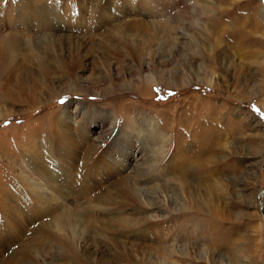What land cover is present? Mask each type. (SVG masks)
Wrapping results in <instances>:
<instances>
[{
  "label": "rangeland",
  "instance_id": "obj_1",
  "mask_svg": "<svg viewBox=\"0 0 264 264\" xmlns=\"http://www.w3.org/2000/svg\"><path fill=\"white\" fill-rule=\"evenodd\" d=\"M41 6L54 7L53 18ZM47 21L66 29L48 30ZM161 22L177 30L169 31L167 43L158 35L141 62L130 60L125 50L117 52L113 35L129 30L133 36H148V29ZM0 34L16 45L12 66H27V54L33 64L37 54L44 58L46 49L37 43L46 45L49 39L44 37L55 36L50 40L58 48L54 59H62L66 68V73L50 70L56 72L55 82L39 86L44 98L38 89L37 100L9 99L7 106L1 105L0 188L8 194H2L7 201H0V229L11 223L25 231L20 238L0 232L1 252L16 257L20 246H32L22 264H163L165 241L172 248L165 256L169 264H264V216L259 208L264 199V0H0ZM189 44L200 51L188 55ZM195 65L211 85L191 75ZM180 69L187 70L188 85L164 84V74ZM47 97V103L37 104ZM59 117L63 122L58 128L72 138L65 147L63 134L57 138L53 133ZM143 120L155 122L174 138L164 158L147 172L146 158L140 160L135 135L129 134ZM122 128L128 142L135 141L128 156L120 149L130 143L118 142ZM33 139L63 158L60 163L43 158L50 180L45 186L38 180L34 193L23 182L32 172L26 145ZM92 144L101 146L96 158L110 155L117 161L112 172L103 168L100 178L82 177L89 173L85 159L93 158L83 146ZM142 172L159 178L136 184ZM125 176L137 185L138 202L118 210L97 204L98 195L118 189ZM37 177L48 179L45 173ZM205 178L215 191L209 205L193 188ZM165 180L169 184L163 187ZM18 189L22 199L12 196ZM192 195L197 197L194 205ZM42 201L47 217L39 218L36 210ZM184 204L189 210H183ZM90 207L104 208L88 211ZM65 212L76 214L80 226L64 238L84 235L88 243L80 246L75 240L67 246L41 236L40 226ZM109 213L118 219L148 220L118 231L105 224Z\"/></svg>",
  "mask_w": 264,
  "mask_h": 264
},
{
  "label": "bare ground",
  "instance_id": "obj_2",
  "mask_svg": "<svg viewBox=\"0 0 264 264\" xmlns=\"http://www.w3.org/2000/svg\"><path fill=\"white\" fill-rule=\"evenodd\" d=\"M41 7H45V11L46 12H50L51 13V18H53L54 13H55V8L54 7H52V6H41ZM56 16H58V14H56ZM58 17L60 19L63 18V16L62 17L58 16ZM35 20L38 21L39 19H35ZM55 20H57V19H55ZM62 20H64V18ZM181 21L183 22V20L178 19L176 22H178L180 24ZM38 22H40V21H38ZM44 24H50V25H48L49 26L48 30L51 29V31H54V32L59 31V30L62 31L64 29H66L65 26H59V22H57V21H52V23L47 21V23H44ZM138 27H140V26H138ZM114 28L116 29L117 27H113V29ZM175 28H173L174 31L177 30ZM148 31H149V35L148 36H145V35L133 36L132 35L133 32L132 31L129 32V30H128L127 33L113 35L118 40L117 43L119 45L118 46L119 48H116L117 52L119 53L121 50L122 51L125 50L123 52L127 53V56L130 58V60H132L134 62H136V61L137 62H141L143 60L144 56L148 53V51L154 46L153 44L156 43L155 40L158 37V35L159 36L161 35V37H162V38L160 37V40L164 38L165 42L167 43L168 39H170V37H169L170 36V32H174V31H170L169 30L167 22H165V23L161 22V24L158 23V25H153V27H150L148 29ZM113 33H115L114 30H113L112 34ZM105 34H107V33H105ZM8 38H10V37H8ZM8 38L6 36L0 34V85L2 86V87H0V93H1L0 95L3 96V97L0 96L1 97L0 98V118L3 116V113H2L3 110H2V106L1 105H4V106L6 105L7 106V104H8L7 100H9V99L14 100V101L22 100V101H27V102L31 101L32 99L37 100L36 91L38 89H39L38 93L40 92L42 94L43 98H44L45 96L43 95V92L40 90L41 88H39V86H41L44 83H46L47 85H48V83L54 84L55 78L53 76L55 75L56 72L53 74V73L50 72V70H53V71L59 70L61 72H65L66 71V68L64 67V63H63L62 59H60L61 61L59 59H57V58L54 59V54L56 53L58 48H56V46L54 47L53 44H50L51 43L50 40H54L56 38L55 36L49 34L46 37H44L46 39H49L48 42L46 43V45H44V44H42L40 42L37 43L38 45L42 46V50L46 49V51L44 52V58H42L41 55L37 54V56H35V60L36 61L33 64V58L28 56L29 54L25 55L27 57H24V61L26 63H28L27 66H25L21 62L16 64V65H14V66L11 65L12 63H14L11 58H13L14 57L13 55H16V53H18V52L15 51L16 50V45H13L12 43H10V39L11 38L10 39H8ZM115 41H114V43H115ZM193 41H195V39ZM106 42H109V40L106 41ZM195 42H197V40ZM117 43H115L116 46H117ZM198 44H200V42ZM192 45L193 44H189L190 48H189V46H187L188 47V52H187L188 55H190V53H191V55L192 54L196 55L198 50L200 49L199 47H198L199 48L198 49L196 46H192ZM201 46L204 47V45H202V44H201ZM204 48L206 49L207 47H204ZM33 49L36 50V48H34V47H33ZM14 51L16 53L13 54V55H10ZM205 51H208V49L205 50ZM118 53H116V54L118 55ZM119 54H121V53H119ZM198 54H200V53H198ZM7 61H8V63H7ZM193 62L196 63L195 61H193ZM184 70H186V69H184ZM189 71H191V72L193 71V73L191 75L197 76V78H201L199 81H201V80L203 81L204 80V82L206 81V83H208L209 85L212 84L211 79H208L207 76L206 77L203 76L202 75V71L203 70L201 68H199V67L197 68L196 65L194 66V68L189 69ZM65 73L64 74L59 73L58 75L60 77L61 76L63 77V75H65ZM186 74H187V70H186V72H181V69H180V71L173 70L169 74H164L163 75L162 78H163V81L165 83L163 81L162 82L164 84H168V85L171 84V85H174L176 87L178 85L183 87V86L188 85V84H186L187 82H186V79H185ZM203 74H204V72H203ZM66 77H68V76H66ZM209 78H211V77H209ZM147 80H148L147 82L149 84L152 83V82L149 81V79H147ZM50 95L52 96V94H50ZM14 96L16 97V100H15V98H13ZM46 99H48V97L43 99L42 102L40 101L37 104H42L43 105V104L47 103L48 100H46ZM6 115H5V117H6ZM62 122H63V118L62 117L56 118L55 123L53 125V133H54V135L57 138L60 137L61 133L63 134L64 143L62 144V146L65 147V146L69 145L70 140H72V138H71V136L68 133H66V132L62 131V129L58 128V124L62 123ZM40 123H41V121H40ZM44 124H45V122H44ZM255 125H257V124H254L253 126H255ZM47 128H50V127L48 126ZM82 134L83 133H80V137L82 138L81 142L85 139L84 137H82ZM106 134H107V136H109L110 132L107 131ZM129 134H134L135 135L134 139L137 142V146L140 147L139 148L140 149V154H139L140 160H142V158H146V161H147L146 166L147 167L143 168V169H145L144 170L145 172H147V170H153V167L156 166L155 164H157L161 158L162 159L164 158L165 154L169 150L170 145H173V141H174V138H172L170 133H167V132H164V131L160 130L157 127V124L155 122H152L151 124H149V123L145 122V120L134 123L133 126H132V129L129 131ZM128 141H129V139H127L126 131L122 128L121 129V135L118 137V142H119V144H123V143L128 142ZM131 142H135V141H131ZM131 142H128L130 144H128L125 148H121L120 149V150L123 149L125 155H127V156L131 153L130 152L131 149L134 148V145H132ZM54 144H55V142H54ZM81 144L83 145V143H81ZM101 144H103V143H101ZM55 145H56V149H57L58 146H57V144H55ZM147 145H148V147L146 148ZM49 146L50 147H54L52 145L51 141H49ZM210 146H211V144H210ZM26 147H27V151L29 152V153H26V154L30 155L29 158H30V161H32L31 163L30 162L28 163V164H31L30 168L32 167V172H30L27 175L23 176V182H24V185L27 188H29L28 189L29 192L31 191L32 193H34L35 190H36L35 186H37L39 184L38 180L39 181H41V180L45 181L42 186L47 185L48 181L50 180V174H47L48 172L45 171L46 166L44 165V161H43L44 159L43 158H48L50 161H55L56 160V163L63 162V158H62V156H58L56 158L55 156H52L51 154H49L50 152H52L51 148H49L45 144V142L44 143L43 142L39 143V139L34 140L32 144L31 143L27 144ZM83 147L87 151L86 152V156L87 157L92 156L93 158L89 159V161H86V159H85V161H84L85 164H83V166H85L84 169H86L89 173L84 174V172H82L84 174V176H82V177L85 178V176H86V178L87 177H91L92 178L95 175V177L100 178L99 176L104 173L103 168L107 172H109V171L112 172L111 170L115 169V167L117 165V161H114V159L110 155L106 156V158L103 157V160H101L100 158L98 159V158L95 157L97 151L101 149V146H96L95 144H92V145H88L87 147H85V146H83ZM40 149H41V151H40ZM43 151L45 152L44 154H43ZM112 152H114V151H112ZM50 166L53 167L54 166V162H52V164ZM84 169H83V171H84ZM116 170L118 171L117 168H116ZM145 172H142L140 175H138V177H137V179L135 181L136 184H140V183H143V182L146 183V182L153 181V180L159 178V175H157V176H151L149 174L146 175ZM41 173H45L47 175L48 179L44 180L43 177H40V178L37 177V175H39ZM114 173H115V171H114ZM90 180H88V181H90ZM167 180H165L163 187H166V184H169V182ZM119 181H120V184H119L118 189H116V190L108 189V190H106L105 193H102V194L98 195L99 197H97L98 200L96 201L97 204L102 205V202H103L105 205H108L109 207L114 208V210L115 209L118 210L122 206L129 205L132 202H134V203L138 202L137 199H136V196L137 195L139 196L140 194L137 191V185L132 183L130 177H126L125 176V177L121 178ZM79 182L75 183V184L77 185V184H79ZM81 182H82V180H81ZM70 183L72 185V182H70ZM88 183H90V182H88ZM182 183L183 182L181 180H179L178 184L182 185ZM85 184H87V183H85ZM82 185H84V184H82ZM81 187L83 188V186H81ZM1 188H4V187L1 185ZM1 188H0V191H1L0 201H7V198L2 196V194H4V193L8 194V192H4V191L2 192ZM193 188H195V190L193 189L194 190V194L198 198H200L201 200H204V202L207 205H209L211 203L212 199H214V195H215L214 192L215 191L213 189V185L207 183V179L206 178L195 181L194 184H193ZM83 190H85V189H83ZM12 193H13L12 196H20V195H22V192L19 189H18V191H14ZM195 195L194 196L193 195L190 196V202L192 203V205H194V202H195V200L197 198ZM12 196H10V197L12 198ZM21 199H22V197H21ZM49 199H54V198L53 197H49ZM139 203H141V205H143L144 207H147V208L148 207H151V208L153 207L152 204L143 203L142 201L141 202L139 201ZM14 206H12V207H14ZM20 206H21V204L19 205V207ZM181 206H183V205H181ZM20 208L22 209V207H20ZM46 208L47 207L45 206V204L42 201L39 204V206H37L36 215L39 216V218H42V214H45L42 211H44ZM103 208L90 207L88 211H103ZM155 208H157L158 210L160 209L159 207H155ZM259 208L261 210V204L259 205ZM0 209H1V204H0ZM11 209H10V212H11ZM21 209H20V211H21ZM183 210H189V208H187V206L184 204V209ZM17 211L18 210H16L15 207H14L12 209V214H14L16 216ZM1 212H2L1 213V215H2L3 212H4V209H1ZM107 216L109 218H112V219L108 218L105 221V224L108 227H112V228L114 227L118 231L122 230V228H124V227H127V228H132L133 227L134 228L135 226L143 224V222L148 220L147 217L146 218L141 217V218H138V219L135 218V217L134 218L123 217L121 219H118V218L112 217L111 213H109ZM45 217H47V213L45 214ZM13 223H15V222H13ZM14 225L9 223L8 226L6 228H4L2 231L0 229L1 234L2 235L6 234V236L8 234H11V235H14L17 238L22 237L25 234V231L21 232V229H19V227L18 228H13ZM79 226H80V224H79L78 219H76V214H71V213L65 212V213H63V214H61L59 216L50 218L48 221L43 223L40 226L39 231L41 232V236L52 238V239H57L60 242L65 243V245H67V246H68V244H70V246H71L72 242L75 241V240H77L79 242L77 245L81 246L82 244H86V242L88 243L90 241L88 236L74 235V237L72 239H70L69 237H67V239L64 238L69 232L73 231V229H72L73 227H79ZM0 227H2L1 224H0ZM54 237H56V238H54ZM95 242H97V241H95ZM31 243L36 244L37 241L36 240H31ZM163 243H164V245L162 247V254L165 255V256H168L169 254H171V251H169V250L172 249V248L171 247L169 248V245H166L167 243H165V241H163ZM32 251H33V247L32 246H28V245L20 246L17 249V251L14 252V254H16V257H15V255L14 256L11 255V253L8 256L7 253L5 254V252H1L0 251V264H22V262L25 260V258L28 257L31 254ZM34 252H35V250H34ZM165 256L163 257V261L162 262H163V264H169L166 261L167 258H165Z\"/></svg>",
  "mask_w": 264,
  "mask_h": 264
},
{
  "label": "water",
  "instance_id": "obj_3",
  "mask_svg": "<svg viewBox=\"0 0 264 264\" xmlns=\"http://www.w3.org/2000/svg\"><path fill=\"white\" fill-rule=\"evenodd\" d=\"M263 194H264V187H263V190H262ZM261 212L264 216V199L261 201Z\"/></svg>",
  "mask_w": 264,
  "mask_h": 264
}]
</instances>
